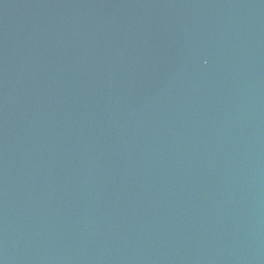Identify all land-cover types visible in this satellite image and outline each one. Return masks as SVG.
<instances>
[{"label": "water", "instance_id": "1", "mask_svg": "<svg viewBox=\"0 0 264 264\" xmlns=\"http://www.w3.org/2000/svg\"><path fill=\"white\" fill-rule=\"evenodd\" d=\"M0 264H264V0H0Z\"/></svg>", "mask_w": 264, "mask_h": 264}]
</instances>
